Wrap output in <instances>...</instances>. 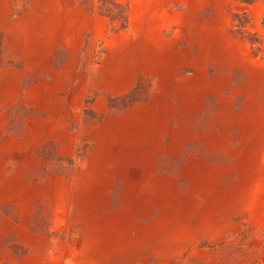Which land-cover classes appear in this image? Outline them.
<instances>
[{
	"label": "rangeland",
	"instance_id": "1",
	"mask_svg": "<svg viewBox=\"0 0 264 264\" xmlns=\"http://www.w3.org/2000/svg\"><path fill=\"white\" fill-rule=\"evenodd\" d=\"M98 5L0 0V264H264V0Z\"/></svg>",
	"mask_w": 264,
	"mask_h": 264
},
{
	"label": "trees",
	"instance_id": "2",
	"mask_svg": "<svg viewBox=\"0 0 264 264\" xmlns=\"http://www.w3.org/2000/svg\"><path fill=\"white\" fill-rule=\"evenodd\" d=\"M128 1L98 0V7L101 13L110 18L111 22L119 21L120 27L123 28L126 26L128 19Z\"/></svg>",
	"mask_w": 264,
	"mask_h": 264
},
{
	"label": "crops",
	"instance_id": "3",
	"mask_svg": "<svg viewBox=\"0 0 264 264\" xmlns=\"http://www.w3.org/2000/svg\"><path fill=\"white\" fill-rule=\"evenodd\" d=\"M10 10L15 9V6L8 7ZM1 15V14H0Z\"/></svg>",
	"mask_w": 264,
	"mask_h": 264
}]
</instances>
